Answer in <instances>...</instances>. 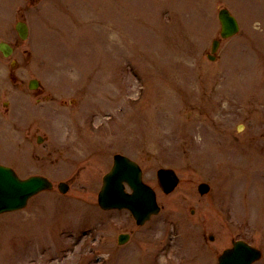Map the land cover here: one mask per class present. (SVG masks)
Returning a JSON list of instances; mask_svg holds the SVG:
<instances>
[{
  "label": "rangeland",
  "instance_id": "374dc122",
  "mask_svg": "<svg viewBox=\"0 0 264 264\" xmlns=\"http://www.w3.org/2000/svg\"><path fill=\"white\" fill-rule=\"evenodd\" d=\"M16 4L0 0L1 29ZM23 6L29 37L21 41L8 31L18 47L9 58L0 55V111L10 102L0 119V162L24 178L47 175L54 188L24 211L0 217V264H55L34 246L20 260L18 235L27 219L34 234L24 247L55 222L44 237L55 245L49 256L63 245L62 224L69 228L61 235L72 243L69 264H84L86 255L88 264H216L235 238L264 249V0H24ZM222 7L242 29L211 61ZM14 60L16 80L9 75ZM32 78L42 82L48 102L31 97ZM116 153L139 162L158 192L163 210L143 227L127 211L98 206ZM160 167L181 178L169 195L157 186ZM60 181L70 185L66 194L57 189ZM203 181L211 190L201 196ZM125 231L131 239L121 246ZM100 249L107 256L98 262Z\"/></svg>",
  "mask_w": 264,
  "mask_h": 264
},
{
  "label": "water",
  "instance_id": "95a60500",
  "mask_svg": "<svg viewBox=\"0 0 264 264\" xmlns=\"http://www.w3.org/2000/svg\"><path fill=\"white\" fill-rule=\"evenodd\" d=\"M222 23V36L231 37L239 31L236 19L231 16L227 9L219 13ZM219 43L214 42L213 52H216ZM2 46V49H5ZM214 59V57H210ZM32 88L36 87L32 83ZM115 168L112 174L105 177V184L100 193V204L103 208L128 207L130 208L139 223H143L152 213H157L154 198L149 189L141 181V171L138 166L128 159L120 156L115 157ZM159 179L166 192H170L178 183V179L172 170L162 169L159 171ZM129 181L136 190L134 196L129 197L123 192V181ZM49 182L40 177L31 178L27 181H20L11 169L0 167V212L23 207L27 198L41 189L49 188ZM62 191L67 187L63 185ZM208 190V186L201 185L202 193ZM260 252L247 246L243 242L235 243L232 250H227L220 257V264H251L259 259Z\"/></svg>",
  "mask_w": 264,
  "mask_h": 264
}]
</instances>
